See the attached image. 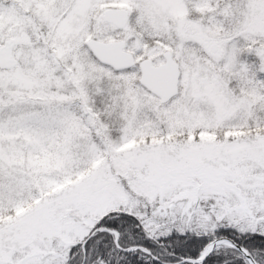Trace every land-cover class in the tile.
Returning <instances> with one entry per match:
<instances>
[{
  "label": "snow or ice",
  "instance_id": "6c2138e0",
  "mask_svg": "<svg viewBox=\"0 0 264 264\" xmlns=\"http://www.w3.org/2000/svg\"><path fill=\"white\" fill-rule=\"evenodd\" d=\"M0 264H264V0H0Z\"/></svg>",
  "mask_w": 264,
  "mask_h": 264
}]
</instances>
